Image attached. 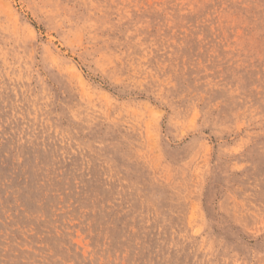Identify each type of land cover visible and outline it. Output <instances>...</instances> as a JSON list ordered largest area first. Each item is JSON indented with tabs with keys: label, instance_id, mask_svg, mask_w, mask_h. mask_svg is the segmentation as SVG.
<instances>
[{
	"label": "rangeland",
	"instance_id": "rangeland-1",
	"mask_svg": "<svg viewBox=\"0 0 264 264\" xmlns=\"http://www.w3.org/2000/svg\"><path fill=\"white\" fill-rule=\"evenodd\" d=\"M0 264H264V0H0Z\"/></svg>",
	"mask_w": 264,
	"mask_h": 264
},
{
	"label": "bare ground",
	"instance_id": "bare-ground-1",
	"mask_svg": "<svg viewBox=\"0 0 264 264\" xmlns=\"http://www.w3.org/2000/svg\"><path fill=\"white\" fill-rule=\"evenodd\" d=\"M19 68V67H18Z\"/></svg>",
	"mask_w": 264,
	"mask_h": 264
}]
</instances>
